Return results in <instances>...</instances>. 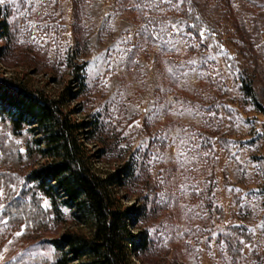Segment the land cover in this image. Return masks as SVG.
Wrapping results in <instances>:
<instances>
[{
	"label": "rangeland",
	"instance_id": "1",
	"mask_svg": "<svg viewBox=\"0 0 264 264\" xmlns=\"http://www.w3.org/2000/svg\"><path fill=\"white\" fill-rule=\"evenodd\" d=\"M0 55V76L63 96L95 170L122 177L149 242L135 264H264V0H4ZM43 162L0 167V264H44L82 228L63 208L33 239L3 216Z\"/></svg>",
	"mask_w": 264,
	"mask_h": 264
},
{
	"label": "trees",
	"instance_id": "2",
	"mask_svg": "<svg viewBox=\"0 0 264 264\" xmlns=\"http://www.w3.org/2000/svg\"><path fill=\"white\" fill-rule=\"evenodd\" d=\"M64 99L0 76V122L8 124L15 136L33 138L22 151L3 137L0 167H20L25 159L44 160L26 178L29 187L18 197L12 195L3 216L13 226L24 225V235L33 239L52 223L64 221L63 208L81 221L82 228L67 230L50 242L55 252L44 264H135L149 242L135 230V218L130 216L135 209L128 208L114 190L122 187V177L102 176L95 170L82 140L86 124L66 113ZM8 176L0 171V178Z\"/></svg>",
	"mask_w": 264,
	"mask_h": 264
},
{
	"label": "snow or ice",
	"instance_id": "3",
	"mask_svg": "<svg viewBox=\"0 0 264 264\" xmlns=\"http://www.w3.org/2000/svg\"><path fill=\"white\" fill-rule=\"evenodd\" d=\"M166 2L167 3H171L172 2V0H166ZM177 2L178 3H182L183 2V0H177ZM4 4V0H0V5H3ZM174 7L176 6V5H173ZM173 27H175V25H173ZM129 39H131V37L129 36ZM21 42H23V41H21ZM191 63H195V61H191ZM107 86V85H106ZM135 123V122H134ZM2 195H4V193H3V190L2 189H0V196H2ZM0 207H2V205H0ZM22 233H20V232H18L17 233V235H21ZM5 251H7V249H5ZM0 260H3V256H0Z\"/></svg>",
	"mask_w": 264,
	"mask_h": 264
}]
</instances>
